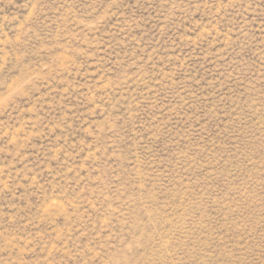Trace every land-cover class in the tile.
Wrapping results in <instances>:
<instances>
[{"label": "rangeland", "instance_id": "374dc122", "mask_svg": "<svg viewBox=\"0 0 264 264\" xmlns=\"http://www.w3.org/2000/svg\"><path fill=\"white\" fill-rule=\"evenodd\" d=\"M0 264H264V0H0Z\"/></svg>", "mask_w": 264, "mask_h": 264}]
</instances>
